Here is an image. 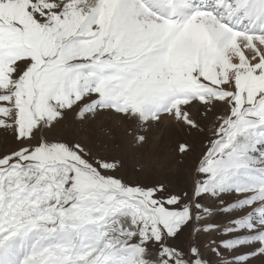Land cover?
I'll use <instances>...</instances> for the list:
<instances>
[{
  "label": "snow or ice",
  "instance_id": "obj_1",
  "mask_svg": "<svg viewBox=\"0 0 264 264\" xmlns=\"http://www.w3.org/2000/svg\"><path fill=\"white\" fill-rule=\"evenodd\" d=\"M0 264H264V0H0Z\"/></svg>",
  "mask_w": 264,
  "mask_h": 264
},
{
  "label": "rangeland",
  "instance_id": "obj_2",
  "mask_svg": "<svg viewBox=\"0 0 264 264\" xmlns=\"http://www.w3.org/2000/svg\"><path fill=\"white\" fill-rule=\"evenodd\" d=\"M58 133L69 138L74 136L86 137L92 135V130L76 128L71 119L65 122L64 126L58 129ZM96 135H102L98 131ZM116 135H122V129L116 130ZM165 135H167L165 133ZM193 152L189 157L174 159L175 153L172 151V144L159 139V133L153 132L150 143L145 146V151L140 156H129L125 162V169L122 174H126L129 179H139L141 183L152 185L164 183L169 187L178 189L190 184L193 178V167L196 159L200 155L199 138H193ZM142 167L143 171L139 176L135 170Z\"/></svg>",
  "mask_w": 264,
  "mask_h": 264
}]
</instances>
